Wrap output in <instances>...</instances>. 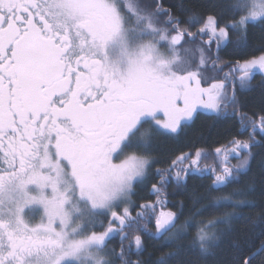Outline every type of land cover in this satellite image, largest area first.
<instances>
[{
  "label": "snow or ice",
  "instance_id": "snow-or-ice-1",
  "mask_svg": "<svg viewBox=\"0 0 264 264\" xmlns=\"http://www.w3.org/2000/svg\"><path fill=\"white\" fill-rule=\"evenodd\" d=\"M221 7L182 19L162 0H0V264H145L146 239L168 248L152 264L214 254L250 203L247 187L224 190L264 149V114L237 112L226 83L245 88L264 74V48L221 79L210 74L222 71L212 41L197 44L204 34L217 48L231 35L245 40L264 25V0ZM229 105L240 133L214 149L213 165L201 166L209 153L197 148L153 171L157 137ZM188 175L211 176L207 195L183 219L157 213L170 180L181 186ZM151 179L156 202L135 204L136 187ZM257 252L264 241L234 264H257Z\"/></svg>",
  "mask_w": 264,
  "mask_h": 264
},
{
  "label": "trees",
  "instance_id": "trees-1",
  "mask_svg": "<svg viewBox=\"0 0 264 264\" xmlns=\"http://www.w3.org/2000/svg\"><path fill=\"white\" fill-rule=\"evenodd\" d=\"M225 3L226 0H162L163 7L170 8L174 15L181 16L182 19H187L193 13L197 15L209 13L220 15L223 11L221 6ZM226 17L227 14L225 13ZM200 26L199 24L196 25L191 28V31L195 32ZM209 37V34H204L198 36L197 41L209 42ZM215 45L216 42L211 45L212 55L219 56L217 67L222 69L215 74L223 79L225 75L223 72L229 70V66L235 64L237 60L243 61L253 55L260 54L259 50L264 48V25L257 23L250 26L247 37L243 41L239 40L236 35H231L230 40L222 42L219 48ZM226 83L228 95L232 96L235 93L238 101L235 106L237 112H246L249 116L255 113L257 117L259 114H264L263 75L256 74L245 88H241L238 80H229ZM239 133V116L233 115V106L229 105L226 111L220 115L199 113L175 138L172 139L165 135L156 138L153 151L160 162L154 166L153 171L157 167H168L171 159L181 152H194L197 148L209 153V158L202 160L201 166H211L216 162L212 155L214 149L225 145ZM240 138H247V133L245 132ZM259 138L258 135L257 139ZM254 152L255 157L251 161L250 171L240 177L238 184L230 185L224 190V194H226L233 187H247L250 193L247 199L250 203L241 209L242 218L233 222L231 231L224 237L220 246L215 249L214 254L201 257L192 252L186 256L185 258L191 260L192 264H234L244 255L256 252V249L261 247V242L264 241V220L261 219L264 216V149L256 148ZM231 163L236 164L237 160L233 158ZM211 180V176L208 175H188L186 183L181 186L170 180L161 196V199L166 200L165 210L182 212L181 219H183L192 208V201L198 196L207 195ZM154 182H156L155 179H151L146 184L136 187L135 195L132 197L135 204L156 202L157 197L153 199L150 193L151 184ZM212 194L220 195L222 193L214 192ZM146 199L148 202L145 201ZM201 203L206 204L207 201L202 200ZM136 210L139 209H135L133 215H135ZM207 215L208 212L206 211L205 216ZM191 231L194 233L195 227ZM233 241L238 244V248L233 247ZM112 243L118 249L119 237L117 236ZM145 246L146 251L140 257L145 261V264H152V261L159 257L162 252L168 251L164 242L158 239H146ZM262 256H264V252L256 254L257 264H259ZM132 258L136 259L137 257L133 256Z\"/></svg>",
  "mask_w": 264,
  "mask_h": 264
},
{
  "label": "rangeland",
  "instance_id": "rangeland-1",
  "mask_svg": "<svg viewBox=\"0 0 264 264\" xmlns=\"http://www.w3.org/2000/svg\"><path fill=\"white\" fill-rule=\"evenodd\" d=\"M209 41L211 40L212 41V43H211V45L213 44V43H215V39L213 38V37H211V35L209 34ZM199 40V39H198ZM205 43V44H207L208 42H206V41H202V40H199V41H197V44H200V43ZM216 46V45H215ZM212 46H211V52H212ZM215 56H213V58H214ZM229 71H224L223 73L224 74H226V73H228ZM211 75H216L215 74V72H212V73H210ZM257 74H261V73H257ZM261 75H263L264 76V74H261ZM206 86V85H205ZM199 113H203V114H206V115H216L215 113H212V112H210V111H199L198 113H196V114H194V118L196 117V115H198ZM194 118H193V120H194ZM189 124H190V122H188ZM164 210H165V208H164ZM165 211H167V210H165Z\"/></svg>",
  "mask_w": 264,
  "mask_h": 264
},
{
  "label": "flooded vegetation",
  "instance_id": "flooded-vegetation-1",
  "mask_svg": "<svg viewBox=\"0 0 264 264\" xmlns=\"http://www.w3.org/2000/svg\"><path fill=\"white\" fill-rule=\"evenodd\" d=\"M227 71H229V70H227ZM192 121V120H191ZM191 121H189V122H191ZM165 136H170L172 139L173 138H175L177 135L176 134H164ZM146 184V183H145ZM144 185V184H143ZM151 193V192H150ZM152 195V197H153V199H155L157 196L155 195V194H151ZM146 202H148V200L146 199L145 200ZM151 203H153V202H151ZM160 210H164V207H163V209H161L160 208V206L158 205L157 206V213L160 211ZM149 227L152 229V231H155V221L153 220L152 221V223L149 225Z\"/></svg>",
  "mask_w": 264,
  "mask_h": 264
},
{
  "label": "water",
  "instance_id": "water-1",
  "mask_svg": "<svg viewBox=\"0 0 264 264\" xmlns=\"http://www.w3.org/2000/svg\"><path fill=\"white\" fill-rule=\"evenodd\" d=\"M258 253H260V252H257L256 254H258Z\"/></svg>",
  "mask_w": 264,
  "mask_h": 264
}]
</instances>
